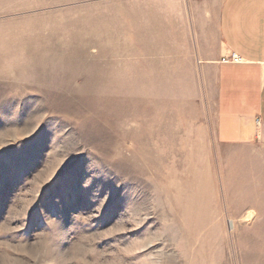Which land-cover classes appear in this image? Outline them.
Here are the masks:
<instances>
[{
	"label": "rangeland",
	"instance_id": "1",
	"mask_svg": "<svg viewBox=\"0 0 264 264\" xmlns=\"http://www.w3.org/2000/svg\"><path fill=\"white\" fill-rule=\"evenodd\" d=\"M221 1L0 0V264H264V147L215 136Z\"/></svg>",
	"mask_w": 264,
	"mask_h": 264
},
{
	"label": "crops",
	"instance_id": "2",
	"mask_svg": "<svg viewBox=\"0 0 264 264\" xmlns=\"http://www.w3.org/2000/svg\"><path fill=\"white\" fill-rule=\"evenodd\" d=\"M215 65V136L231 149L264 147V0H222ZM231 54L240 58L228 61ZM225 59V60H223Z\"/></svg>",
	"mask_w": 264,
	"mask_h": 264
},
{
	"label": "built area",
	"instance_id": "3",
	"mask_svg": "<svg viewBox=\"0 0 264 264\" xmlns=\"http://www.w3.org/2000/svg\"><path fill=\"white\" fill-rule=\"evenodd\" d=\"M228 61L231 62V63H235V64H237V63H239L241 60H240V58H239L237 55H235V54H231L230 57L228 58Z\"/></svg>",
	"mask_w": 264,
	"mask_h": 264
}]
</instances>
